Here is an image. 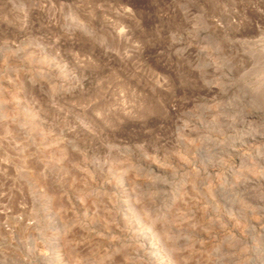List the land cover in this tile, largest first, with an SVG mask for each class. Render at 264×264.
<instances>
[{"label":"rangeland","instance_id":"374dc122","mask_svg":"<svg viewBox=\"0 0 264 264\" xmlns=\"http://www.w3.org/2000/svg\"><path fill=\"white\" fill-rule=\"evenodd\" d=\"M0 264H264V0H0Z\"/></svg>","mask_w":264,"mask_h":264},{"label":"bare ground","instance_id":"6f19581e","mask_svg":"<svg viewBox=\"0 0 264 264\" xmlns=\"http://www.w3.org/2000/svg\"><path fill=\"white\" fill-rule=\"evenodd\" d=\"M253 120L251 119V118H248L247 120H246V122L247 123H251Z\"/></svg>","mask_w":264,"mask_h":264}]
</instances>
